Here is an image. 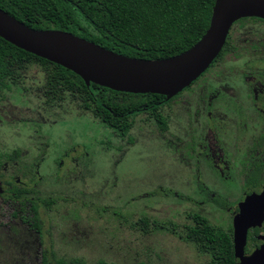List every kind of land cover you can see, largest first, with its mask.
Instances as JSON below:
<instances>
[{
	"label": "rangeland",
	"instance_id": "rangeland-1",
	"mask_svg": "<svg viewBox=\"0 0 264 264\" xmlns=\"http://www.w3.org/2000/svg\"><path fill=\"white\" fill-rule=\"evenodd\" d=\"M15 81L0 88V157L16 150L20 156L1 180L35 191L42 238L22 219L32 216L28 209L0 195V264H40L43 249L85 264H209L210 255L186 238L190 214L233 228L241 185L228 191L233 185L213 172L199 173L174 141L141 133L142 120L128 140L77 97L49 102L38 64L19 71ZM208 190L220 193L225 206L212 199L201 205ZM248 248L254 250L251 243Z\"/></svg>",
	"mask_w": 264,
	"mask_h": 264
},
{
	"label": "trees",
	"instance_id": "trees-1",
	"mask_svg": "<svg viewBox=\"0 0 264 264\" xmlns=\"http://www.w3.org/2000/svg\"><path fill=\"white\" fill-rule=\"evenodd\" d=\"M217 0H0V7L34 29H56L80 36L113 51L144 59H162L178 55L196 44L210 27ZM245 19V18H243ZM243 19L239 20L242 21ZM237 21L236 23H238ZM230 36L216 62L224 53ZM38 64L46 73L44 94L49 102L63 100L65 95L79 99L81 107L90 110L105 125L117 130L121 138L133 140L129 132L134 116L152 110L164 96L118 92L86 82L73 71L25 51L0 37V88L10 89L19 71ZM165 127L163 124L160 126ZM20 156V150L0 157V178L6 165ZM25 176V174H24ZM12 185L3 195L14 199L22 216L42 238L35 191L9 179ZM2 195V194H1ZM54 203L53 199L45 200ZM214 203L224 207L223 200ZM193 225L186 226V238L200 252L210 255L209 264H237L233 228L212 223L201 213H192ZM249 232L252 248L261 241ZM247 245V253L248 251ZM40 264H85L82 259L57 257L53 249L41 251ZM101 264H107L102 262Z\"/></svg>",
	"mask_w": 264,
	"mask_h": 264
},
{
	"label": "flooded vegetation",
	"instance_id": "flooded-vegetation-1",
	"mask_svg": "<svg viewBox=\"0 0 264 264\" xmlns=\"http://www.w3.org/2000/svg\"><path fill=\"white\" fill-rule=\"evenodd\" d=\"M229 36L222 56L195 82L134 116L129 136L142 120L141 133L174 141L178 154L199 173L213 172L233 185L228 191L241 185L240 202L264 189V19L245 18ZM212 192L201 205L222 197Z\"/></svg>",
	"mask_w": 264,
	"mask_h": 264
},
{
	"label": "water",
	"instance_id": "water-1",
	"mask_svg": "<svg viewBox=\"0 0 264 264\" xmlns=\"http://www.w3.org/2000/svg\"><path fill=\"white\" fill-rule=\"evenodd\" d=\"M248 17L264 19V0H217L210 27L188 50L169 58L131 57L56 29H34L0 7V37L34 55L59 64L87 85L118 92L160 94L168 99L202 76L221 54L234 24ZM4 192L0 182V193ZM260 245L247 253L249 231ZM237 264H264V189L248 194L233 211Z\"/></svg>",
	"mask_w": 264,
	"mask_h": 264
}]
</instances>
